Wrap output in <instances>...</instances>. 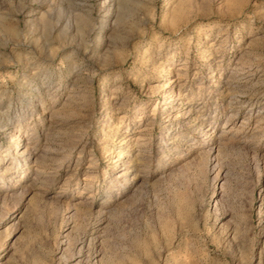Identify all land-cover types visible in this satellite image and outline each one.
<instances>
[{
  "label": "rangeland",
  "instance_id": "374dc122",
  "mask_svg": "<svg viewBox=\"0 0 264 264\" xmlns=\"http://www.w3.org/2000/svg\"><path fill=\"white\" fill-rule=\"evenodd\" d=\"M0 264H264V0H0Z\"/></svg>",
  "mask_w": 264,
  "mask_h": 264
}]
</instances>
